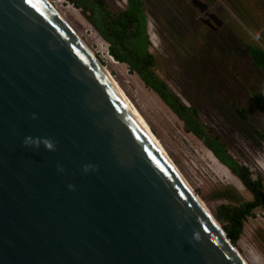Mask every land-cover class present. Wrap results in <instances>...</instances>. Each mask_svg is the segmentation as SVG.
Masks as SVG:
<instances>
[{"label":"water","instance_id":"water-1","mask_svg":"<svg viewBox=\"0 0 264 264\" xmlns=\"http://www.w3.org/2000/svg\"><path fill=\"white\" fill-rule=\"evenodd\" d=\"M0 264H244L44 0H0Z\"/></svg>","mask_w":264,"mask_h":264},{"label":"rangeland","instance_id":"rangeland-1","mask_svg":"<svg viewBox=\"0 0 264 264\" xmlns=\"http://www.w3.org/2000/svg\"><path fill=\"white\" fill-rule=\"evenodd\" d=\"M106 1L112 12L126 7V0ZM142 1L156 73L185 105L198 109L203 123L221 136L230 156L248 169L252 181L260 180L264 191V144L256 135L258 130H264V74L256 69L244 48L253 42L264 50V0H202L223 21L216 30L201 23L200 18L204 17L190 0ZM51 4L112 75L176 170L213 217L220 204L254 201L241 180L194 135L185 131L183 123L155 92L130 73L125 64L109 61L107 44L79 9L64 0H54ZM246 12L251 19L244 22L240 14ZM219 90L227 96L225 101L221 100ZM228 95L232 96L231 103L236 100L233 106L243 102L252 110L255 104L258 112L253 110L246 123L239 122L230 115ZM253 95L260 98L259 104ZM233 247L246 264H264L263 206L255 207L253 215L245 220L243 232Z\"/></svg>","mask_w":264,"mask_h":264},{"label":"trees","instance_id":"trees-1","mask_svg":"<svg viewBox=\"0 0 264 264\" xmlns=\"http://www.w3.org/2000/svg\"><path fill=\"white\" fill-rule=\"evenodd\" d=\"M64 1L82 12L92 28L107 44L110 57L117 63L125 64L130 73L137 75L147 88L155 92L183 123L185 131L194 135L253 194V202H242L237 205L234 201V203L220 204L215 209V219L232 243H236L243 232L245 220L253 215L254 208L260 204L259 193H264L261 182L259 179L256 181L250 179L248 169L230 156L221 136L203 123L198 109L185 105L156 73V60L149 50L151 41L147 31V15L143 1L126 0V7L119 12H112L106 0ZM244 48L256 69L264 74V50L253 42L245 44ZM219 91L222 92L221 100L225 101L227 96L224 91ZM228 97L230 115L232 113L239 122L246 123L250 120L253 110L254 113L258 112L255 104L252 110L243 102L233 106L236 100L231 103L232 96L228 95ZM253 99L256 104L260 103L259 97L253 95ZM256 135L264 144V130H258Z\"/></svg>","mask_w":264,"mask_h":264},{"label":"bare ground","instance_id":"bare-ground-1","mask_svg":"<svg viewBox=\"0 0 264 264\" xmlns=\"http://www.w3.org/2000/svg\"><path fill=\"white\" fill-rule=\"evenodd\" d=\"M49 7L51 8V10L57 15V17H59V19L65 24V26L68 28V30L76 37V39L80 42V44L84 47V49L88 52V54L92 57V59L95 61V63L98 65V67L102 70V72L107 76V78L111 81V83L115 86V88L118 90V92L120 93V95L123 97V99L126 101V103L129 105V107L132 109V111L134 112V114L137 116V118L140 120V122L143 124V126L145 127V129L148 131V133L150 134V136L153 138V140L155 141V143L157 144V146L159 147V149L161 150L162 153H164V155L167 157V159L171 162V160L168 158V156L165 154L164 150L161 148V146L158 144V142L156 141V139L154 138L153 134L151 133V131L146 127V125L144 124V122L142 121L141 117L139 116V114L137 113V111L132 107V104L130 103V101H128L127 97H125V94L123 93V91L121 90V88L119 87V85L116 83V81L113 79L112 75L110 76V74L108 73V71L99 63V61L95 58L94 54H92L88 47L86 46V44H84L81 39L76 36V33L71 30V28H69L67 26V24L64 22V19L59 15V13L56 11V9L52 6L51 3H53L54 0H44ZM63 1V0H62ZM75 33V34H74ZM107 57L109 59V61H114L113 59H111V57L108 55V50H107ZM117 63V62H116ZM172 163V162H171ZM173 164V163H172ZM179 173V172H178ZM179 175L182 177V175L179 173ZM182 179L184 180V182L186 183V185L188 186L186 180L182 177ZM189 187V186H188ZM190 188V187H189ZM205 207V206H204ZM206 208V207H205ZM207 210V209H206ZM208 211V210H207ZM234 249V247H233ZM234 252L237 254V256L243 261L244 264L245 261L243 260V258L238 254V252L234 249Z\"/></svg>","mask_w":264,"mask_h":264},{"label":"clouds","instance_id":"clouds-1","mask_svg":"<svg viewBox=\"0 0 264 264\" xmlns=\"http://www.w3.org/2000/svg\"><path fill=\"white\" fill-rule=\"evenodd\" d=\"M24 146H34V147H39L41 144L45 147L46 150L48 151H53L54 150V145L53 142L49 139H33L32 137H25L24 139ZM87 170V169H85Z\"/></svg>","mask_w":264,"mask_h":264},{"label":"flooded vegetation","instance_id":"flooded-vegetation-1","mask_svg":"<svg viewBox=\"0 0 264 264\" xmlns=\"http://www.w3.org/2000/svg\"><path fill=\"white\" fill-rule=\"evenodd\" d=\"M202 1V0H201ZM190 2H191V0H190ZM203 2V1H202ZM203 3H205V2H203ZM206 5H208L207 3H205ZM192 5V4H191ZM193 6V5H192ZM262 6L264 7V2L262 3ZM195 8V7H194ZM196 9V8H195ZM264 9V8H263ZM262 9V10H263ZM198 10V9H197ZM208 11H210L209 9H208ZM199 12V11H198ZM200 13V12H199ZM216 15V14H215ZM246 15V16H245ZM245 15L244 14H240V18L244 21V22H247V21H249L250 19H251V17L247 14V12L245 13ZM202 16L205 18V16L202 14ZM217 16V15H216ZM245 16V17H244ZM248 16V17H247ZM218 17V16H217ZM204 18H202L201 17V19H204ZM219 18V17H218ZM220 19V18H219ZM221 20V19H220ZM212 22V21H211ZM202 23V22H201ZM203 24V23H202ZM206 26V25H205ZM208 27V26H207ZM209 28V27H208ZM219 28V27H218ZM212 30V29H211ZM259 195H260V193H259ZM259 205H261V199H260V204ZM261 206H263L264 207V205H261Z\"/></svg>","mask_w":264,"mask_h":264},{"label":"built area","instance_id":"built-area-1","mask_svg":"<svg viewBox=\"0 0 264 264\" xmlns=\"http://www.w3.org/2000/svg\"><path fill=\"white\" fill-rule=\"evenodd\" d=\"M108 55H109V53H108ZM110 56V55H109ZM111 59H113L112 57H111Z\"/></svg>","mask_w":264,"mask_h":264}]
</instances>
